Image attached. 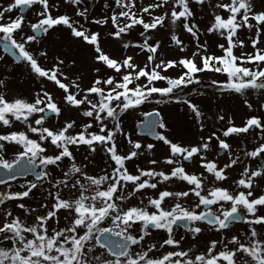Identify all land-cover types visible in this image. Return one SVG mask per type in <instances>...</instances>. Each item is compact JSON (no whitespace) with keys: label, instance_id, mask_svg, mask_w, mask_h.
<instances>
[{"label":"snow or ice","instance_id":"1","mask_svg":"<svg viewBox=\"0 0 264 264\" xmlns=\"http://www.w3.org/2000/svg\"><path fill=\"white\" fill-rule=\"evenodd\" d=\"M0 264H264V0L0 4Z\"/></svg>","mask_w":264,"mask_h":264},{"label":"rangeland","instance_id":"2","mask_svg":"<svg viewBox=\"0 0 264 264\" xmlns=\"http://www.w3.org/2000/svg\"><path fill=\"white\" fill-rule=\"evenodd\" d=\"M4 3H7V0H0V4H4ZM26 15H31L30 11H27L25 13ZM185 39L187 40V36H185ZM54 47V44L50 45V48H53ZM27 95V93H25ZM243 113L242 112H238V115H242ZM236 174L234 173L233 176H235Z\"/></svg>","mask_w":264,"mask_h":264},{"label":"water","instance_id":"3","mask_svg":"<svg viewBox=\"0 0 264 264\" xmlns=\"http://www.w3.org/2000/svg\"><path fill=\"white\" fill-rule=\"evenodd\" d=\"M28 10L25 11V13L27 12Z\"/></svg>","mask_w":264,"mask_h":264}]
</instances>
